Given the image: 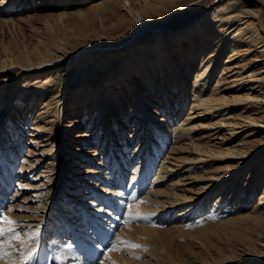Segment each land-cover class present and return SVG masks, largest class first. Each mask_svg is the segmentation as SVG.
Wrapping results in <instances>:
<instances>
[{"label":"rangeland","instance_id":"rangeland-1","mask_svg":"<svg viewBox=\"0 0 264 264\" xmlns=\"http://www.w3.org/2000/svg\"><path fill=\"white\" fill-rule=\"evenodd\" d=\"M90 1L92 0H60L56 3V0H47L43 5H40L42 1L39 0L6 1L7 3L5 2L0 7V45L6 44L8 47H12L13 43L23 41L22 43H26L28 47L33 46L36 43L35 39L48 31L50 22L55 28L54 31L61 33L63 38L72 34L71 37L65 39L66 44L81 41L88 33L78 31V36L75 38L74 31L68 33L64 30H56L55 26L57 25L55 24L58 23L60 26L61 23L55 20L57 18L55 13L67 11L66 14H63L66 16L62 17L61 22L75 23L79 18L76 17L75 11L86 9L91 3ZM215 1L217 0L211 2L202 0L193 3L191 7L185 6L184 11L174 17L171 22L172 27L165 28L163 32L182 26L188 21L199 18L202 14H208ZM8 4L10 5L6 9ZM72 11L75 14L69 16ZM26 15L31 16L27 17ZM260 28V34L264 36V27ZM58 29L60 28L58 27ZM157 31L161 32V30ZM138 33L123 39V41L120 40L117 46L121 45L120 48H125V52L126 48L137 49L139 44L152 39L153 30L144 28L140 32L143 35L136 38ZM231 34L232 32H227L226 36L230 38ZM172 42L174 39L170 38L166 42L165 48L169 47L170 50ZM256 46H252V49L248 51L249 62L242 70L243 75L250 70L256 73L263 65L264 52L261 54L256 52L261 49ZM225 49L214 61L213 67L215 68L211 71L209 79L207 78V86H215L221 65L228 55ZM75 56L65 57L57 63L49 62L42 65L44 68L50 69L73 64ZM255 56L258 58L254 59ZM110 63L108 60L107 67ZM86 65L85 63V67ZM11 69L21 70L18 65L11 66ZM91 70L92 68H90ZM120 70H123V67ZM22 71L31 72L34 69L24 68ZM78 71L82 72L80 75L77 73L76 81L71 84L69 81L67 84L70 87L67 91L70 90L71 94H64L61 99L63 101H58L61 103L58 112H55L54 100L50 106L48 105L47 111L40 108L39 98L42 96L38 94L29 98H24L22 94L17 98H12L11 100L17 104L15 108L10 107L8 110H4L3 102L0 100V127L5 126L4 130L0 131V209L6 211L5 206L17 209L9 215L21 222V227L18 230L29 233L31 230L29 226L35 228L39 225L42 239L52 243L55 241L56 244V242L60 243V240L56 238L53 241L50 240L52 231L57 230L60 224L64 228L66 225L64 230H68L69 233L63 238V244L60 243L63 247L69 243L73 244L74 237H69V235L83 232V229L97 231V237H93L96 240H91L92 245L90 244V247L87 248L91 249L90 251L86 250L85 246L82 247V243L88 239L82 238L74 241L73 252L75 251V255L77 254L81 260L76 261L77 258L76 260L68 258L66 259L67 264L72 262L74 264L75 262L77 264H93L92 262L99 256L96 246L100 244L94 246V243L99 242V237L103 242L100 246L102 248L110 239H114L115 235H126L128 229L132 230L136 243L147 248L146 251L143 248L132 250L140 257L139 259L129 255L127 251L115 252L120 259L121 257L128 258L132 264H137V262L184 264L187 259L193 260L190 264H264V255L261 253L264 251V247L258 244L259 240H264V233H261L263 230L258 235L259 238L256 236V230H259V227L249 229L251 230L250 238H259L258 241H253L252 246L243 242L246 240L241 237L243 230H237V233L233 234L228 230L227 233H223L222 228L230 225L231 222H227V220L232 216L244 214L246 210L252 213L254 209L250 204L254 202L257 204L258 197L262 193L264 178L256 185L255 191L251 190L252 185L247 190L246 198L249 199V202L244 207H235L236 203L230 202L229 199V193L235 190L238 181L237 191L240 192L237 195H242V192L246 191L247 178L254 175L250 172L255 165L256 170L260 169L258 173L263 172L264 175V100L261 99L264 96V83L260 84L261 88L250 89L247 87L251 85L252 81H247L248 83H242L238 86L239 88L225 91L230 97L243 92H249L252 96L259 93L258 96H255L256 99L252 100L253 104H256L255 106L251 104V107L248 105L244 109H241V106L228 107L226 112L232 115L231 118L222 117L220 114L223 110L221 109L215 108L205 112L202 111V108H197L194 109L197 116L185 119L192 102V94L189 91H192L193 86L188 80L183 82L185 84L183 88L186 90L183 91L180 102L184 103L179 109L180 112H176L172 108V103L160 98L158 91L152 88L153 93H151L152 97H149L148 104L137 102V100L132 101L133 97H138V89L143 84L139 77L140 73L136 68H132V74L137 80L130 82L131 79L128 76H121L120 79L124 81H122L120 89L123 90L118 99L113 96L110 99L113 100L112 102H104L103 116L100 117L99 112H96L98 105L94 106L93 104L91 107L95 112L83 118L81 107L85 105L82 102L81 104L77 103H80V88L84 84L82 81V75L86 72L84 65ZM98 73L99 75L104 74L103 68L90 73L92 77L87 80V83L93 84L95 87L98 85L97 88H99V84L94 76ZM263 74L264 72H261L259 76ZM0 75H2L1 72ZM19 75H15L12 82L15 89H18L17 86L20 88L22 84L20 81L22 77ZM117 82L103 83V85H112L114 88H118ZM130 86L137 90L134 95L129 90ZM207 86L204 87L205 90H208ZM179 93H177L178 99ZM214 93L222 94V90L218 91L217 89ZM111 94V91H107L106 97L109 98ZM34 97H38L36 104L33 107H29L30 104L26 107L27 101ZM97 97L95 92L96 103ZM169 98L174 100L175 97L171 95ZM66 101H69L70 104L74 101V104L69 107L66 105ZM75 104H77L78 110L75 109ZM133 104H140V106L134 109ZM108 106L111 107V110H108ZM142 107L144 108L142 109ZM247 108L250 110L247 111ZM248 114L254 117V123H250L249 119L244 117ZM112 115L115 119H112ZM102 118H106L107 121H102ZM116 118L121 123H116L118 122ZM220 119L223 121L219 122ZM58 122L61 128L60 133L53 134L54 126L53 129L50 127ZM234 122L239 124L235 125ZM143 123L145 124L143 125ZM165 123L176 124L177 130L174 132L172 128L163 130ZM104 125H108L111 129L106 135L103 134ZM159 126L163 127L160 129ZM51 130L53 132L50 133ZM73 133H77L79 136L72 138L69 134ZM248 133H250L249 136L244 140L243 136ZM56 137L60 139L57 146L61 149L51 150V143L56 140ZM71 139L78 142L73 144L77 147L67 150L66 145L70 143ZM250 142L252 144L249 146ZM195 145L198 148H195ZM209 147L216 150L229 149L232 154L225 156L222 161L233 165V167L225 170L216 169V166L220 165V159L209 157L201 150H206ZM156 148L157 151H155ZM240 151L242 152L238 153ZM64 152L67 154H63ZM53 157H55V161H51ZM65 159L71 163H63ZM244 159L245 161L238 165ZM114 162H119V166ZM147 164L151 165L148 171L145 167ZM224 172L228 176L219 179L218 176ZM118 174L119 180L120 175L123 177L120 182L117 181ZM34 177L38 179H34ZM106 177L112 181V184L104 181ZM135 178L141 179L139 187H136L131 181ZM21 185L28 187L22 188ZM77 185H80V188H77ZM121 192L124 193L123 196L119 195ZM132 193L136 194V200L132 199ZM75 194H78V197H74ZM81 199H88L89 204L83 203ZM106 199L110 201L107 203ZM121 200L124 201L123 205L119 202ZM141 200L146 201L141 204L148 207L144 214H155L152 221H135L127 226L122 225L116 217L120 216L123 219L122 213L126 212V205L131 203L133 207ZM258 205L260 209L264 208V202ZM21 207L25 210L20 211ZM33 209L34 212L31 211ZM118 210V213H113L114 216H111V212ZM153 223L158 226L154 227ZM233 224L237 228L240 227L239 222ZM186 225L192 226L186 227ZM140 227L157 228V231L155 230V233L147 236L145 228L140 229ZM159 230L166 232H161L163 236H160ZM229 236L233 240L225 238ZM235 236L237 239H234ZM105 237L106 240H104ZM226 243L229 246L226 247ZM224 249H234V251L227 255L229 257L221 258L219 250L224 253ZM235 251L245 254V258L241 256L238 259ZM80 253H86L87 256H80ZM91 254H95L94 257H91ZM99 258L103 257L99 256ZM158 261L160 262L158 263ZM95 264H98V260ZM106 264H111V261H106Z\"/></svg>","mask_w":264,"mask_h":264},{"label":"bare ground","instance_id":"bare-ground-1","mask_svg":"<svg viewBox=\"0 0 264 264\" xmlns=\"http://www.w3.org/2000/svg\"><path fill=\"white\" fill-rule=\"evenodd\" d=\"M6 1L9 0H0V7L3 6ZM39 1H42L40 5H43L47 0ZM58 1L60 0H56V3H58ZM199 1L92 0L90 1L91 3H89L86 9H78L75 11L76 17H79L78 20L75 21V23H69L67 21L61 22V20H63L62 17L66 16L63 14H66L67 11L55 13V16H57L55 20H58V22L61 23L60 26L58 25V23L55 24L60 28L58 29V27L55 26L57 31L64 30L68 33H70V31H74L76 33H73V35H75V38L76 36H78V31L86 32L88 34H86L85 38L81 41L66 44L65 39L71 37L72 34L70 33L69 36L63 38L64 36L60 35L61 33H57L54 31L55 28H53L54 26H52V23L50 22L48 31L44 35L36 38V43L33 46L28 47L26 43H22L23 41L13 43L14 46L12 47H8L6 46V44H1L0 72L2 73V75H0V100H2L3 102L2 106L4 107V110H8L10 107L15 108V105L17 103L12 101V98H17V96L21 94L24 98H29L38 94L42 96L39 98V101L41 102L40 108L47 111V109L49 108L48 105L50 106L52 104V100H54L53 106L54 108H56L55 112H58L61 106V103H58V101H63L61 99H63L64 94H71L69 93L70 90L67 91L68 89H70L69 85L67 86V84L69 83V81V84L76 81L75 77L77 73H79L80 75L82 72H79L78 70L81 66L83 67V65L86 72L82 75V81L84 84L80 88V103H77L81 104L82 102V104L85 105L84 107H81L83 118L95 112L93 111V107H91L93 104L94 106L98 105L96 107V112H99L100 117L103 116L102 112L104 111V102H112L113 100L110 99L113 96L114 98L117 97L118 99L119 94H121L123 90L120 89L122 81H124L120 79L121 76H128L131 79L130 82H133V80H137V78H135V75L132 74V68H136L138 73H140L139 77L142 79L143 84L142 87L138 89V97H133L131 100H137V102L140 101L143 104H148L149 97H152V89H154L158 91V95L160 98H164V100L167 101L169 100L172 103V108L176 112H180L179 109L184 103L183 101L180 102V100L182 99L181 95H183V91L186 90L183 88V85L185 86L183 82H186V80H188L193 86V88H191L192 91H189L192 94V102L187 115H185V119L197 116L194 110L197 108H202V111L205 112L215 108L221 109L223 110L220 114L222 117L231 118L232 115L228 114L229 112H226V109L228 107L241 106V109L246 108L248 105L251 107V104H253L252 100H254V98L256 99L255 96H258L259 93L258 95L252 96L249 92H243L241 94H235L233 97H230L226 94L225 91H228L231 88H239L238 86L247 81H252L251 85H248L247 87L250 89H255L257 87L261 88L260 84L264 83V74L259 76L261 72H264V61L263 65L256 73H253V71L250 70L243 75L242 72L244 67L247 65V62H249L247 54L248 51L252 49V46L257 45L256 47H261V49L256 50V52L260 54L264 52V36L260 34V27H264V0H217L213 3L212 9L208 14H202L199 18L188 21L182 26H178L173 29L170 28L166 30L168 32H163L165 31V28L172 27L171 22L173 21L174 17L181 11H184L183 8L185 6L191 7L193 3H198ZM211 1L212 0H209V2ZM56 3L55 6H57ZM9 5L10 4H8L5 8L7 9ZM70 13L71 14L69 16L75 14L73 13V11ZM26 16L30 17L31 15ZM158 27L161 29H157ZM144 28L153 30V33L151 34L152 39L150 38V40H146L144 43L139 44L137 46V49H134L133 47L126 48V52L125 48H120L121 45L117 46V43L120 40L123 41V39L137 32L139 33L135 37L139 38L143 35V33L140 32L141 30H144ZM156 30H161V32H156ZM227 32H232L230 38L226 36ZM90 35L91 37H89ZM170 38H173L174 42H172V44L170 45L171 49L169 50V47L167 49L165 48V45ZM224 49L228 55L225 62L221 65L220 74H218V76L216 77V87L213 85L207 86V78L209 79L211 71H213V69L215 68L213 67L214 61L217 56L224 51ZM73 55H76L74 57L75 61L73 62V64L71 63L69 65H64L57 68L52 67L50 69L44 68V66L42 65L49 62L57 63L65 57L70 58ZM257 58L258 56L254 57V59ZM108 60H110L111 63L107 67ZM85 63L87 64L86 67ZM14 65H18L19 69L21 70H12L11 66ZM41 66H43L44 69L41 68ZM122 67L123 70H120V68ZM24 68L28 70H31L32 68L34 69V71L23 72L22 70ZM90 68H92L91 71ZM102 68L104 70V74L102 73L99 75L98 73L94 76L96 78L95 80H97L99 84V88H97L98 85H96L95 87L93 84L87 83V80H90L89 77H92L91 74L93 73V71L95 72L97 71V69L101 70ZM118 72H121L122 74ZM15 75H19L22 77V79H20L22 84L20 85V88L19 86H17L18 89H15V86L12 85ZM203 80L205 81L202 83ZM116 81H118L116 84L118 85V88H114V86L112 85H103V83L111 84L112 82ZM197 84L199 85L197 86ZM206 86L208 87V90H205L204 87ZM178 89L182 91L179 90V93ZM217 89L218 91L222 90V94H215L214 92ZM129 90H131L133 95L137 92V90H134L133 86H130ZM21 91L23 92L20 93ZM107 91L112 92L109 98L106 97ZM95 92L98 95V104L94 100ZM177 93H179V99ZM171 95L175 97L174 100H171L169 98V96ZM37 98L38 97L29 99L26 103V107L29 104V107H33L38 101ZM261 99L264 100V96H262ZM73 104L74 101L71 104L69 101H66V105H68L69 107H71ZM77 104H75L74 107L78 110ZM133 105L134 109L137 106H140V104ZM255 105L256 104L254 103L253 106ZM108 107L110 108H108V110H111V107ZM143 108L144 107H142V109ZM246 110L248 111L250 109L247 108ZM176 112L174 113L176 114ZM155 113L157 114L156 111ZM244 117L248 118L250 123L255 122L254 117L251 115L249 116V114ZM112 119H115L113 115ZM116 120L118 121L116 123H121L117 118ZM102 121L106 122L107 119L102 118ZM222 121L223 119L219 120V122ZM144 124L145 123H143V125ZM234 124L237 125L239 123L234 122ZM53 126L55 131L53 132V130H51L50 133L53 132V134H59L61 129L60 123L58 122L52 125V127L50 128L53 129ZM4 127L1 126L0 131H3ZM161 127L163 126H159L160 129ZM103 128V134L105 135L107 134V132H109V130H111L108 125H104ZM170 128H172L173 132L174 130H177L176 124L168 125L167 123H165L163 130H171ZM249 134L250 133L243 136L244 140H246ZM69 135L72 136V138L79 136V134L77 133ZM145 135L147 134L145 133ZM59 140L60 139L56 137V140L51 143V150L56 148L61 149V147L57 146V142ZM108 140L110 139L108 138ZM69 142L70 143L66 145L67 150H72L77 147L76 145H73L78 143L75 140L71 139L69 140ZM251 144L252 142L249 143V146ZM195 146V148H198L197 145ZM201 150L207 153L209 157H218L220 159V165L216 166V169L222 168L223 170H225L227 168L233 167V165L224 163V161H222L225 156L232 154L229 149L216 150L209 147L206 148V150ZM155 151H157V148ZM241 152L242 151L238 153ZM63 154L67 153L64 152ZM200 160L202 161L203 159ZM51 161H55V157H53ZM244 161L245 159L238 163V165H241ZM64 162L71 163L67 159L63 160V163ZM114 163L119 166V162ZM145 167L148 171L151 165L147 164ZM256 168V165L252 168L250 174L254 173V175L251 177L249 176V179H252L253 181H250L247 178L248 181L245 184L246 191L242 192V195H237L240 192L237 191L239 181L235 186V190L229 193V199L231 200L230 202L236 203L235 207H244L245 205H247L249 202V199L246 198L247 190H249L250 186L252 185L251 190L255 191L256 185H258L259 182L263 180V172L258 173L260 169L256 170ZM119 174L117 177V181L119 180ZM227 176L228 175H226V173L224 172L219 175L218 178L221 179V177L224 178ZM122 178L123 177L120 175V180ZM104 179V181L110 182L112 184V181L110 179H107V177ZM138 180V178L131 179L136 187H139V185L141 184V179L139 181ZM77 188H80V185H77ZM74 197H78V194H75ZM81 201H83V203L85 204H89L87 202L88 199H81ZM109 201L110 200L106 199L107 203ZM263 202L264 186L262 187L261 195L258 197L257 204L255 202V204H250V206H253L252 209H254L252 213L248 212L249 210L247 211L246 208H244L246 210V213L234 215L229 218L227 222L231 223H229L230 225L227 224L228 227H222L223 233H227L228 230L229 232L235 234L237 233V230H243L241 231L243 233L241 237L243 239H246L243 240V242H246L248 243V245L253 246V241H258L257 239L260 238L258 236L260 235V232L263 230V232L261 233H264V208L260 209V207H258V204H261ZM147 208L148 207L143 206L141 203H136L132 207V210L133 212L139 211L140 213L144 214L145 211L148 210ZM118 212L119 210L117 212H111V216H114L113 213L116 214ZM234 222H239L240 227H235L233 224ZM253 227L260 228L259 230H256V236H258L259 238H250L251 230L249 229ZM141 228H145V235L147 236L155 233V230L157 229H152L149 227H140V229ZM64 229L65 228L62 226V224H60L57 230L52 231L50 240L53 241L56 238L60 240L61 244H63L64 240L62 241L61 234L66 232ZM159 231L160 236H163L161 235L163 234L161 232H166L161 230ZM119 236L122 239L131 240L136 243V238H133L131 229H128L126 235L120 234ZM106 237L104 238V240H106ZM225 238H227V240H233V238H231L230 236ZM94 239L91 238V240ZM234 239H237V236H235ZM91 240L84 241L82 243V247L85 246L86 250L90 251L91 249L89 250L87 248L90 247V244L92 245ZM39 242L40 244L36 245L38 248L39 264H67V260H56L55 257L57 256H67V259L71 258L75 260L77 258L76 261L81 260L77 254L75 255V251L73 252L72 248L69 249L63 247V245H60V243L58 242H56V244L52 243L50 241H47L46 239H42L41 236L39 237ZM98 243L99 242L94 243V246H96ZM227 244L228 243H226L225 245L226 247L229 246ZM258 244L264 247V240H259ZM224 251L225 252L223 253L219 250V256L221 258L229 255L230 253H233L232 251H234V249H224ZM261 253L264 255V251H262ZM14 255H18V253H14ZM94 255L95 254H93L91 257H94ZM110 256L111 260L116 261V264H132L129 262L128 258L121 257L120 259V257L117 256L115 252L110 253ZM241 256H244L243 258H245V254L236 252L237 258ZM49 258L52 259L50 260ZM159 262L160 261H158V263ZM192 262L193 260L187 259L184 264H190ZM0 264H3V262H0ZM32 264H36V262H32ZM69 264L74 263L72 262ZM75 264H77V262H75ZM137 264L144 263L137 262Z\"/></svg>","mask_w":264,"mask_h":264},{"label":"snow or ice","instance_id":"snow-or-ice-1","mask_svg":"<svg viewBox=\"0 0 264 264\" xmlns=\"http://www.w3.org/2000/svg\"><path fill=\"white\" fill-rule=\"evenodd\" d=\"M34 179H38L34 177ZM131 187V185H129ZM22 188L28 187L27 185H21ZM120 196H123L124 193H119ZM39 199V197H36ZM132 199L136 200V194L132 193ZM120 203L123 205L124 201L121 200ZM139 203H146V201H139ZM6 211L0 209V262L3 264H32V262H38V248L37 244L39 243L40 237V227L37 225L35 228L30 227L29 233H24L22 230H18L21 227V222L17 221L14 217L10 216L9 213L16 211L17 209L13 207L5 206ZM127 211L122 213L123 219L120 216H117L116 219L124 226L129 225L135 221H152V217L155 215L151 214H142L139 211L133 212L132 204L128 203L126 205ZM20 211H24V208H20ZM31 211H35L34 209ZM153 226H158L153 223ZM192 225H186V227H191ZM115 227V226H113ZM55 243V241H53ZM31 245V246H30ZM64 247L71 249L73 244L69 243L64 245ZM98 249V264H106V261H111V264H116V261L111 260L110 253L113 252H122L127 251L129 255L134 256L139 259L140 257L132 250L143 248L147 250L146 246L135 243L131 240L122 239L119 235H115L114 239H110L107 244L102 248L100 245L96 246ZM18 253V255H14ZM50 260L52 258H49ZM56 260H66L67 256L55 257Z\"/></svg>","mask_w":264,"mask_h":264}]
</instances>
